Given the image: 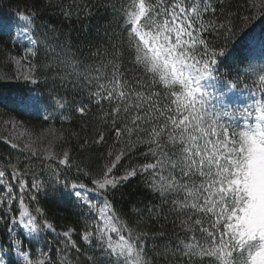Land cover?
<instances>
[{
    "label": "snow or ice",
    "instance_id": "obj_1",
    "mask_svg": "<svg viewBox=\"0 0 264 264\" xmlns=\"http://www.w3.org/2000/svg\"><path fill=\"white\" fill-rule=\"evenodd\" d=\"M45 7L108 27L94 26L103 42L85 33L74 45L51 21L38 24L35 6L0 7V32L26 41L15 63L27 62L21 77L36 85L9 103L52 122L17 136L24 125L3 121L0 139L19 155L0 157V264H264V62L255 56L259 43L264 61V35L246 33L230 49L238 25L219 11L223 0ZM251 8L264 13V0ZM41 52L44 63H33ZM91 105L104 127L73 148L54 122L69 108L86 117ZM97 151L103 163L83 158ZM136 181L148 203L137 202L132 219L116 196ZM52 204L82 223L58 230ZM145 216L150 231L138 223Z\"/></svg>",
    "mask_w": 264,
    "mask_h": 264
},
{
    "label": "trees",
    "instance_id": "obj_2",
    "mask_svg": "<svg viewBox=\"0 0 264 264\" xmlns=\"http://www.w3.org/2000/svg\"><path fill=\"white\" fill-rule=\"evenodd\" d=\"M48 0H11L13 6L17 3L23 8V6H29L30 10L33 6L40 11V14L44 17L43 21H38L37 23H47L51 21L57 27V29L63 33L64 36L71 34V39L73 44L78 43L77 37H82L85 33L89 36L90 39L95 41L103 42L105 35L103 31L97 36L96 24H102L103 27H108V20H102L97 18L93 20L91 18L84 19L81 17L79 20L74 16L72 20H65L59 15V12L53 8L45 7ZM59 2V0H57ZM260 0H223L224 7L219 9L223 13L227 14L233 19V22L238 25L236 29V37L229 44V48L238 45V42L241 38L244 37L246 33L251 32L253 36L259 41V38L264 35V13L259 12L258 10H253L251 5L253 3L259 4ZM72 3V0H65V4ZM9 0H0V7L4 8V12L7 13L9 9L7 5ZM105 15L103 10H100V16ZM237 16L240 17L239 20L235 19ZM109 19L112 20V27L116 29L115 19L109 16ZM245 21V22H241ZM91 29V31H89ZM15 30L13 29V32ZM118 31V29H117ZM25 44H22L20 41L17 42L14 35L8 31L0 32V136H7L9 130H6L3 125L5 120H13L24 125L21 128V133L25 131L35 132L39 134L41 131L47 129L52 122L45 123L40 117L30 112H23L20 110H13L14 105L9 103V99L15 97L28 89L36 88V85L28 83L18 77L16 69L14 66V57L26 56ZM255 56L257 63L264 62L260 60V48L259 43H257ZM33 63L43 64L45 60L44 52H41L38 58H30ZM223 71V69H221ZM41 88H43V76L38 77ZM40 91V89H38ZM45 96L48 95V89H43ZM87 94L84 96H75L70 97L76 102H81L87 100ZM99 109L95 105L90 106L89 115L86 117H81L79 114H75L73 109L69 108L66 110V115L69 117L66 120L57 119L54 122V127L57 133L70 138V146L76 148L77 138H91L96 134L98 128L104 127L101 123L102 117L98 114ZM106 135L109 136V143H111V134L106 132ZM26 138V137H25ZM52 141V137L48 138L43 142L42 146H47L48 142ZM63 141H53L52 147L57 151L61 150V145ZM107 151V148L104 149ZM79 150L77 149V153ZM11 154L14 158L19 154L16 150H13L0 139V157H7ZM100 152H88L83 154L85 160H91L93 165L103 163L99 158ZM127 193H131L129 195ZM127 193L121 197L119 194L116 196V200L120 201L117 205L118 208L123 212H127L132 219H135V205L137 202L144 201L148 203L145 199L144 189L140 185L139 181L133 182L127 189ZM51 215L55 218L54 223L57 225L58 230H63L65 227H74L78 228L82 223L80 218L75 214L74 210L65 206L57 207L55 204L51 205ZM145 230H152L153 224L150 223L147 217L141 218L138 221ZM156 229L160 228L159 224H155ZM171 227V225H168Z\"/></svg>",
    "mask_w": 264,
    "mask_h": 264
},
{
    "label": "rangeland",
    "instance_id": "obj_3",
    "mask_svg": "<svg viewBox=\"0 0 264 264\" xmlns=\"http://www.w3.org/2000/svg\"><path fill=\"white\" fill-rule=\"evenodd\" d=\"M20 42H21L22 44H26V41H20ZM22 57H24V56H22ZM22 57H14L15 59H13V61H14V66H15L16 73H17V76H18V77H21V71H26V70H27V62H24V63H25V68H24L23 70L20 69V68L16 65V63H15V60H16V59H21ZM13 134L19 136V135L21 134V130H20V129H17V130H15V131L13 132ZM21 143H23V141H21Z\"/></svg>",
    "mask_w": 264,
    "mask_h": 264
}]
</instances>
